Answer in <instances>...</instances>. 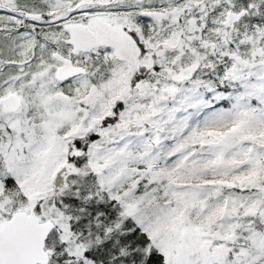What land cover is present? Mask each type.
Segmentation results:
<instances>
[{
  "label": "snow or ice",
  "instance_id": "snow-or-ice-1",
  "mask_svg": "<svg viewBox=\"0 0 264 264\" xmlns=\"http://www.w3.org/2000/svg\"><path fill=\"white\" fill-rule=\"evenodd\" d=\"M0 264H264V0H0Z\"/></svg>",
  "mask_w": 264,
  "mask_h": 264
}]
</instances>
